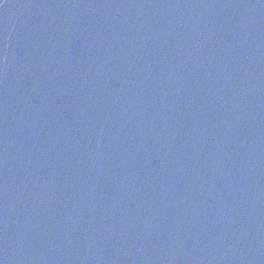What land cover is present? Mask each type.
Wrapping results in <instances>:
<instances>
[{
  "label": "water",
  "instance_id": "1",
  "mask_svg": "<svg viewBox=\"0 0 264 264\" xmlns=\"http://www.w3.org/2000/svg\"><path fill=\"white\" fill-rule=\"evenodd\" d=\"M0 264H264V0H0Z\"/></svg>",
  "mask_w": 264,
  "mask_h": 264
}]
</instances>
